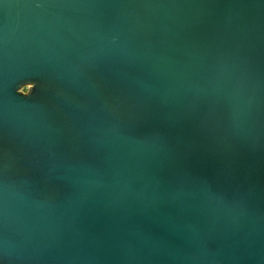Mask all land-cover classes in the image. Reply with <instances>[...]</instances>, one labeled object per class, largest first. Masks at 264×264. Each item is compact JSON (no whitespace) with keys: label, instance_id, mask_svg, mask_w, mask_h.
Segmentation results:
<instances>
[{"label":"water","instance_id":"water-1","mask_svg":"<svg viewBox=\"0 0 264 264\" xmlns=\"http://www.w3.org/2000/svg\"><path fill=\"white\" fill-rule=\"evenodd\" d=\"M0 264H264V0H0Z\"/></svg>","mask_w":264,"mask_h":264}]
</instances>
